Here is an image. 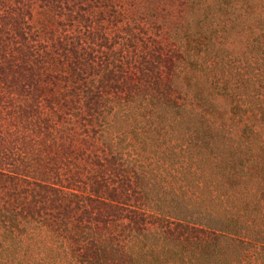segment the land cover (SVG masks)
<instances>
[{"label":"trees","instance_id":"obj_1","mask_svg":"<svg viewBox=\"0 0 264 264\" xmlns=\"http://www.w3.org/2000/svg\"><path fill=\"white\" fill-rule=\"evenodd\" d=\"M186 5L0 15V264H264V0Z\"/></svg>","mask_w":264,"mask_h":264},{"label":"rangeland","instance_id":"obj_2","mask_svg":"<svg viewBox=\"0 0 264 264\" xmlns=\"http://www.w3.org/2000/svg\"><path fill=\"white\" fill-rule=\"evenodd\" d=\"M187 1V2H186ZM190 3V0H103L98 1V5L90 0H11V3L5 5L0 1V15H5L11 7L14 15L19 18L20 24L24 27L25 32L33 46L37 45L42 49V44L51 42L61 35H71L74 33L76 25L87 31L88 18L102 14V20H96L93 25H104L106 33L114 35L118 28L126 26L132 22V19L142 11H149V18L146 21L155 20L152 15L156 14H173L172 23L179 22V13ZM16 8V11H15ZM79 12L81 19L76 15ZM118 16L117 18L115 16ZM163 19H158V22ZM145 21V22H146ZM142 22V23H145ZM12 23V22H10ZM10 23L8 28L11 27ZM14 29L11 28L10 31ZM10 40V49H14L15 41ZM46 46H49L47 44ZM56 69V73L61 74L62 70ZM55 73V74H56ZM57 74V75H59ZM53 84V83H52ZM42 106L48 107L46 99L41 100Z\"/></svg>","mask_w":264,"mask_h":264}]
</instances>
